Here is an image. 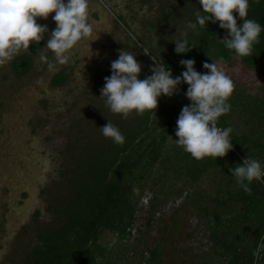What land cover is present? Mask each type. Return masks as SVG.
<instances>
[{"label":"trees","instance_id":"obj_1","mask_svg":"<svg viewBox=\"0 0 264 264\" xmlns=\"http://www.w3.org/2000/svg\"><path fill=\"white\" fill-rule=\"evenodd\" d=\"M160 9L167 14L161 18L170 25L166 35L160 37L161 40L158 38L155 48L149 51L156 61L162 60L172 71L173 78L186 71L180 64L184 59H194L195 70L202 74L208 71L203 67L206 62H221L223 58L222 63L228 64L238 60L245 69L261 76V99L249 101L247 95L234 90L228 101L231 111L218 119V127L233 129L230 133L232 150L223 158L196 160L176 143L179 139L175 135L177 119L182 108L191 104L185 95L186 83H181L173 96L159 97L156 110L145 111L143 115L133 112L127 119L112 113L100 93L91 137H86L77 147H66L72 151L69 158L73 160L66 171H60L63 178L58 186L61 190L48 201L50 221L35 228L34 240L22 254L20 264H117L118 254L123 252L125 256L128 251L138 254L145 264H160L161 252L143 240L147 235L136 240L142 245L138 252L136 244H121V249L118 244L108 247L102 238L111 233L117 239H128L137 211L147 210V225L165 198L171 193H180L184 187L191 189V195L198 200L190 199L191 203L209 222L207 237L215 247L212 251L219 257V264H264V248L260 249L258 257L253 255L264 243V179L253 181L249 194L238 187L231 173V169L246 158L258 160L264 169V67L261 65L264 0H249L246 18L258 22L262 31L252 54L246 57L238 56L220 42L228 36V30L220 28L219 22H206L203 28L197 25L195 31L187 28L189 21L196 22L197 11L207 15L199 0H175L170 8ZM233 14L238 26L242 25L238 13ZM185 31L189 43L195 47L190 45V52L177 54L173 41L181 38L180 34ZM39 48V43L33 42L27 52L14 57L10 66L15 75L28 71L32 55ZM163 48L168 53L161 57L157 51ZM137 61L142 66L140 79L152 75L149 58L139 57ZM68 72L69 68L57 70L50 84L60 86ZM111 74L112 70L108 69L95 74L97 90L104 87L105 77ZM236 109L248 110L250 116L242 119L248 127L246 131L230 125ZM108 122L124 135L123 145L103 136L100 128ZM209 175L212 179L206 178ZM205 178L210 183L209 190L200 186ZM177 180L178 185L174 182ZM148 193L150 198L143 206L140 202ZM123 264L131 263L124 261Z\"/></svg>","mask_w":264,"mask_h":264},{"label":"rangeland","instance_id":"obj_2","mask_svg":"<svg viewBox=\"0 0 264 264\" xmlns=\"http://www.w3.org/2000/svg\"><path fill=\"white\" fill-rule=\"evenodd\" d=\"M174 2L90 0V22L101 32L100 38L91 45L86 40L79 42L69 63L57 64L52 70L48 63L54 57L45 47L57 26L52 19L55 13L47 20L37 18L38 24L47 25L48 32L32 55L28 71L15 75L10 63L0 67V264H20L22 254L34 240L35 228L50 221L48 201L61 190L60 171H66L73 160L69 158L72 151L66 147H77L91 137L97 115L95 105L101 93L94 85L95 74L111 70L121 49L133 52L136 59L149 58L155 67L149 50L166 35L170 25L161 18L167 14L160 8L165 11ZM167 53L164 48L157 51L161 57ZM216 64L233 80L235 91L247 95L249 101L261 99L259 74L245 69L238 60ZM261 65L264 67V60ZM61 68H69L66 80L52 86L50 79ZM235 111L230 125L246 131L248 127L242 119L250 116L248 110ZM206 178L212 179V175ZM206 178L200 186L209 190ZM174 182L178 185L179 181ZM149 198L150 193L140 203L146 206ZM190 199L195 196L187 187L178 194L171 193L147 225V210L137 211L128 239L107 233L102 242L108 247L136 244L138 252L142 245L136 240L147 235L143 240L161 252L160 264H219V257L212 251L215 247L207 237L209 222ZM125 254H118L117 264H145L138 254Z\"/></svg>","mask_w":264,"mask_h":264},{"label":"clouds","instance_id":"obj_3","mask_svg":"<svg viewBox=\"0 0 264 264\" xmlns=\"http://www.w3.org/2000/svg\"><path fill=\"white\" fill-rule=\"evenodd\" d=\"M202 15L195 13V21H189L187 28L195 31L197 25L203 28L206 22H219V27L228 30V36L220 42L240 57L252 54L253 45L258 43L262 31L261 25L247 19L249 0H199ZM90 0H0V67L9 64L21 51H27L33 42L40 43L48 32L47 25L37 23V18L52 19L56 28L52 30L45 49L53 54L54 61L48 63L50 70L58 65H67L71 60L72 50L81 41L98 40L99 33L90 22ZM238 13L242 25L238 26ZM173 41L175 52H190L194 45L187 39V31ZM190 45L192 47H190ZM91 49V46H90ZM91 58V57H90ZM151 68L152 75L140 79L141 64L135 54L121 49L118 59L111 63L112 74L105 77L101 97L106 98V105L112 113L127 119L133 112L143 115L145 111L156 110L158 98L171 97L179 91V85H188L185 93L191 101L182 108L177 119L175 135L178 146L196 160L205 157L223 158L232 150L230 139L231 127H218V119L231 111L229 98L235 90L233 80L216 63H204L208 71L200 73L195 70L194 59H184L180 64L186 68L180 76L173 78L172 71L162 60L156 61ZM223 58H221V63ZM106 138L115 144L123 145L125 137L119 128L108 122L100 128ZM239 188L251 193L250 184L264 179V169L256 159H244L242 164L231 169ZM138 191L137 189H133ZM264 243L253 252L259 256Z\"/></svg>","mask_w":264,"mask_h":264},{"label":"crops","instance_id":"obj_4","mask_svg":"<svg viewBox=\"0 0 264 264\" xmlns=\"http://www.w3.org/2000/svg\"><path fill=\"white\" fill-rule=\"evenodd\" d=\"M65 2H67V0H65Z\"/></svg>","mask_w":264,"mask_h":264},{"label":"built area","instance_id":"obj_5","mask_svg":"<svg viewBox=\"0 0 264 264\" xmlns=\"http://www.w3.org/2000/svg\"><path fill=\"white\" fill-rule=\"evenodd\" d=\"M263 184H264V182H263Z\"/></svg>","mask_w":264,"mask_h":264}]
</instances>
